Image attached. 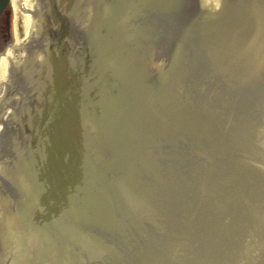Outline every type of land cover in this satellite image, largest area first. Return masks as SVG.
Segmentation results:
<instances>
[{
  "label": "rangeland",
  "instance_id": "rangeland-1",
  "mask_svg": "<svg viewBox=\"0 0 264 264\" xmlns=\"http://www.w3.org/2000/svg\"><path fill=\"white\" fill-rule=\"evenodd\" d=\"M105 1L120 5L129 35L122 45L160 64L141 81L151 96L140 131L94 141L82 119L84 79L71 77L50 119L53 126L64 112L50 151L29 117L32 68L16 69L2 94L13 98L8 122L0 123V195L22 203L34 182L49 186L36 219L51 236L52 250L42 257L50 264H264V67L251 68L246 54L235 55L238 43L210 27L209 12L219 9L213 0ZM227 3L238 32L248 24L239 9L264 12V0ZM31 8L33 32L68 59L69 70L96 71L89 12L63 0H34ZM16 12L11 6L0 21V52L14 41L15 18L27 25L21 7ZM28 48L21 52L27 58ZM34 164L27 190L5 175L14 167L24 179ZM83 185H106L96 196L104 215L80 198ZM2 242L0 234L5 264Z\"/></svg>",
  "mask_w": 264,
  "mask_h": 264
},
{
  "label": "bare ground",
  "instance_id": "bare-ground-1",
  "mask_svg": "<svg viewBox=\"0 0 264 264\" xmlns=\"http://www.w3.org/2000/svg\"><path fill=\"white\" fill-rule=\"evenodd\" d=\"M33 1L13 2L15 8H17L18 3V6L25 12L23 15L24 23L25 25L29 24V27L23 26L16 18L14 41L5 51L0 53V123L6 124L11 116V112L6 110L5 106L11 99L12 93L9 92L8 96L2 95L9 83V75L16 69L26 68L27 70V65H29L32 68L34 78V89L29 94L34 107L30 111L29 117L38 128L46 121L48 114L52 113L54 107L63 101L68 78L83 77L87 103L86 109L82 112V119L88 134L92 135V139L95 141V137L106 136L116 142L130 133L136 135L141 129L140 124L147 118V108L145 107L148 100L145 99L151 96L148 87L142 84V78L148 74L158 73L160 64L155 63L151 66L142 60V57L127 50V47L122 45L123 40L129 35L121 26L122 19L119 16L121 13L118 10L120 5L105 0H97L96 3L94 0L90 2L84 0L81 5H78L80 0H66L70 9L73 8L78 11L81 6L83 11L89 12L91 15L93 34L96 38L93 46L96 71L83 73L80 72L81 70L79 72L69 70L68 59L64 57L55 58L53 55L54 45L48 41L44 45L42 38L37 36L38 32H33V27H30L32 18L29 15ZM149 1L166 2L169 0ZM213 3L214 8L219 6V9L216 13L209 12L210 27L216 33L238 43V50L235 53L238 58L244 57L246 54L251 63V68H263L264 12L262 10H259L260 13H258L253 9H239L240 13L248 16L245 17L248 20L246 26L251 29L246 27L244 31L238 32V26H230L233 24L231 22H233L236 9L231 8L227 0H213ZM258 22H262L263 26L256 24ZM30 37L31 40L28 41ZM28 42L33 43L35 48L29 49ZM24 48L29 49L31 57L27 58L21 54ZM63 116L64 112H60L58 123L52 129L61 125ZM1 136L2 131L0 138ZM51 143L52 140H50L49 146ZM34 168L35 166L31 167L30 173L25 174L24 179L19 170L14 167L6 169L5 175H11L27 190L32 187L29 176L34 177L35 174L36 177ZM93 169L95 170L94 167ZM123 181L126 183V180ZM34 184L32 197L23 198L22 203H13V200L8 196L0 195V234L4 251L11 252L13 255L11 256V264H50L42 257L44 251L47 253V251L52 250L50 246L51 236L47 237L46 222L43 224L42 221L36 219L38 212L47 204L49 196L46 183L41 184L40 181L34 182ZM105 186H100L95 190L91 185H83L79 193L83 201L89 199V201H93L94 211L92 212L100 216L104 215V211L101 212V207L97 205L96 201L98 200L99 204V199L96 196L103 194ZM40 193H42V197L38 198V201L36 195ZM105 214L107 215V213ZM43 236L45 239H42Z\"/></svg>",
  "mask_w": 264,
  "mask_h": 264
},
{
  "label": "water",
  "instance_id": "water-1",
  "mask_svg": "<svg viewBox=\"0 0 264 264\" xmlns=\"http://www.w3.org/2000/svg\"><path fill=\"white\" fill-rule=\"evenodd\" d=\"M4 1H5V0H0V3L3 4ZM2 4H0V8H1Z\"/></svg>",
  "mask_w": 264,
  "mask_h": 264
}]
</instances>
